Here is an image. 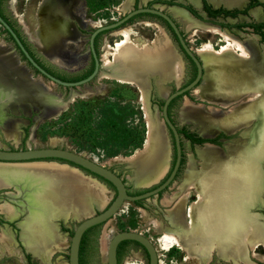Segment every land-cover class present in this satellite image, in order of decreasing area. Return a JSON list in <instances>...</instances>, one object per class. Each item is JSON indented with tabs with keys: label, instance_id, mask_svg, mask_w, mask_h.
I'll return each instance as SVG.
<instances>
[{
	"label": "bare ground",
	"instance_id": "6f19581e",
	"mask_svg": "<svg viewBox=\"0 0 264 264\" xmlns=\"http://www.w3.org/2000/svg\"><path fill=\"white\" fill-rule=\"evenodd\" d=\"M210 1L213 4L224 2L226 6L239 5V0ZM80 3V0H41L36 11V39L31 37L34 45L43 56L52 61V64L71 70H77L86 63V54H81L83 43L80 35L70 22L71 19L84 25V12L73 13ZM123 6V10H126L127 4ZM254 13L256 17L261 16L258 9ZM173 15L186 21L188 29L194 25L180 9H174ZM197 25L205 32L219 36L225 44L219 46V50H214L215 47L213 49L210 45L194 50L203 64L204 74L200 85L192 90V94L195 91L200 102L220 107L222 105L225 107L221 108H227L228 111L223 112L217 107H206L207 105L204 106L200 102H192L184 95L180 108L181 117L196 124L205 136L216 130L234 133L238 128L247 126L251 120L256 119L263 120L259 124L262 130L260 133L251 134L252 141L249 146L239 143L236 149L237 157H230L231 161L211 142L202 145L204 149L199 151L203 159L200 170H196L191 161L185 182L179 189L184 192L189 186L196 188L200 200L189 205L187 209L186 198L181 197L169 210L166 218L175 235L170 238V242L177 243L176 245L191 256L202 255L205 262H209L211 255L216 253L223 260L242 264L247 261V245H250L251 249L264 247V225L257 223L248 214L249 207L257 200L256 187L264 178V173L256 164L258 146L264 155V69L252 42L242 41L216 25ZM130 34V29L123 31L121 40L116 41L113 46L105 41V50L102 56L99 55V61L100 67L109 74L101 75L118 82L133 84L145 101L148 76L151 75L157 78L159 92L165 94V83L180 81L183 70L180 54L170 38L150 46L146 42L139 44L133 41ZM0 50L13 55L11 65L17 74L22 72L27 76L26 79L28 78L31 84V88L27 90L28 97L38 101L40 106H47L41 108V114L35 118V125L30 130L31 139H34L33 132L41 119L58 116L66 109L67 104L59 102L53 95V86L48 85L40 74L34 75L13 47L2 39ZM249 94L257 95L258 98L251 102L243 101ZM0 95L7 100H13L14 92L0 87ZM40 97H44L46 101L41 102ZM23 100L25 99L22 98L21 101ZM235 101L239 102L231 104ZM233 107L234 109L230 110ZM18 123L19 121L8 120L0 122L4 138L14 145L19 140ZM148 129V140L144 149L127 158L129 163L137 168V172L144 176L137 179L136 184L146 187L164 178L168 170L169 151L162 120L155 121L150 117ZM84 173L86 172L76 166L57 160L0 161V189L16 185L28 189L26 197L30 203L29 214L18 223L21 228V242L26 251L43 262H47L66 244L65 239L60 238L53 219H69L82 215V208H77L73 200H78L81 204L79 207L94 204L99 210L104 209L111 200H104L101 190L93 184L99 179ZM170 200L171 198L166 197L165 202L169 203ZM0 209L6 219H16L17 210L11 205L5 204ZM187 217L190 218V223L187 222ZM110 220L101 224L104 226L99 240L102 255H106V246L112 231L108 223ZM0 236L6 244H14L12 238L1 233ZM134 256L141 264H145L139 252Z\"/></svg>",
	"mask_w": 264,
	"mask_h": 264
},
{
	"label": "rangeland",
	"instance_id": "374dc122",
	"mask_svg": "<svg viewBox=\"0 0 264 264\" xmlns=\"http://www.w3.org/2000/svg\"><path fill=\"white\" fill-rule=\"evenodd\" d=\"M40 1L41 0H2L1 6L3 8L5 16L8 18V20L11 21L22 39L28 45L29 49L35 54V56L39 58V60L49 66L56 73L63 74L67 77L82 72L87 66L89 56L86 43L88 32L80 30L74 20L70 19V22L79 30L76 31L80 35V39L83 43L81 54H86V63L81 68L77 70H71L55 63L54 65L51 63L52 61L50 62L48 58L43 56L44 54H42L34 45L32 39H36V36H34L36 35L35 31L38 26L36 11ZM80 1V6L73 10L74 14L84 12V10H86V7H89V9H94L95 7H97V5L91 3L92 0ZM122 1L123 0H117V2L105 5L103 4L104 7H107L110 11H112L111 13L109 11V16L113 15L116 18L117 16H119L123 12L128 11L131 8V5H129L126 10H121V8L123 9L124 7H121ZM178 1L186 3L189 2V0ZM259 1L264 2V0ZM206 2L209 3V5L212 4L207 0ZM159 5L163 6V11H166L173 16L181 34L183 35V38L194 50L198 47L209 45L211 47L213 46V49L215 47L214 50H219V46L225 44L219 36L205 32L203 29L198 27L197 24L216 25L220 27V29L225 30L232 36H235L242 41L252 42L255 46L259 60L262 61L264 69V42L260 41V35L254 33L249 29L242 31L232 26L235 20H246L250 23L264 22V6H253L248 9L245 14L241 16L237 15L235 18L212 19L210 17L202 15L201 17L203 18V20L201 21L190 19V21L194 23V25L192 26V28L188 29L186 21H183L173 15L174 9H171L173 8V6H170L168 4ZM82 6L84 7V9ZM178 9L183 10L181 8ZM256 9L260 11L261 16L256 17L254 13ZM185 14L189 18L192 17L187 14V12H185ZM105 16L106 15L104 14L101 16H97V18L98 20L106 19ZM84 18H91L92 20L97 21V18L93 17L90 14L85 15L84 13ZM146 20V22H150L151 25H138L137 22L145 20H133L129 24H126L124 26H130L132 34H130L131 39H136L137 43H142L138 41L140 39L151 41L146 42V44L154 46L158 45L160 42H165L168 38H170L176 47V43L173 40L172 36L160 22L156 21L155 19ZM223 23L230 24V27L226 28L222 26L221 24ZM84 27L89 28L87 25H84ZM107 34H103L101 36V42L99 44L98 50L99 54H101L100 48L102 46V40L105 38V36H107ZM116 38L117 37L107 36L108 43L111 45ZM0 39L9 43L17 53L18 57L22 60L21 56L18 54V51L14 48L11 41L7 38V34L3 32V28L1 26ZM27 39H29V41ZM178 53L180 54L181 61L183 63V70L180 75V81L177 82L172 80L173 82L170 81L165 83L164 86L165 88H167V90L165 94H161L157 87V78L151 75L148 76L149 84L147 90L149 92L146 91V101L142 99L141 93L138 92V89L133 84L118 82L116 80L106 78L104 77V75H101V73H107V70L101 67L99 68L96 77L93 78L90 82L74 87L56 85L50 80L44 78L48 85L53 86V95L56 96V99L59 102L66 103L67 107L58 116L52 118L46 117L41 119V121L35 128V131L33 132V135L35 137L34 139H31L30 130L32 126L35 125V118H38L41 114L40 110L42 111V109L47 108V106H40L38 101L31 100L28 97L27 90L31 88V84L28 82V78L26 79L27 76L22 72H20L21 74H17L12 69L11 65L13 61V55L9 52L0 50V54H2L0 56V87L3 89L4 87L5 89L8 88L9 90H12L14 92L13 100H7L4 96L0 95V122L2 120H8V122L19 121L17 125V129L19 132L18 143L14 145V143L8 142L4 138L3 133L0 129V148L23 149L26 147H65L85 154L87 157L92 158L96 162L103 164L104 166L113 170L120 178H122L127 190L130 192L148 188V186H138V184H136V180L141 179L144 176L142 173L137 172V168L134 165L130 164V161L127 158H130L139 150L144 149V146L146 145L148 140V125L150 117L155 121H159V119L161 120L160 107L163 98L169 92L181 86L188 77V63L180 53V51H178ZM25 65L31 70L34 75L37 74L27 65L26 62ZM107 74H109V72ZM41 94L43 96V93ZM185 95L192 102H200L197 99L198 97L196 96L195 91L194 94L187 93ZM20 98H24L25 100H23L22 102ZM256 98H258L257 95L249 94L246 98L243 99V101L246 100L245 102H251ZM39 100L41 102L46 101L44 97H40ZM51 102L54 103L55 101ZM182 102L183 97L180 96L175 99L172 107L170 108L169 114L173 123L176 126H190L189 130H191L201 139H203L201 136H203L204 138L212 137L211 139L219 136V140H215L213 143H211L218 146L224 156L229 155V147H235L239 143H243V145H250L252 141L251 134L255 132L260 133L262 130V127L259 124L263 120L256 119L251 120L247 124V126L238 128V131L235 130L234 133H225L220 130H216L214 133H212L214 135L211 134L205 136L200 132V128L197 127L196 124L190 121H185V119L181 117L180 108ZM236 102L239 101H235L231 104H234ZM202 104L204 106L207 105L206 107H209V105L217 107L220 109V111L223 112L228 111L227 108H221L225 107L222 105L220 107L219 105L215 106L212 104H207V102H203ZM233 109L234 107L230 110ZM165 134L167 136V146L169 148L167 156L169 169L173 158L172 140L166 128ZM181 142L182 161L175 178L172 180L169 186L159 195H154L152 197L140 200L138 204L125 201L108 222L110 228H112L110 236L115 232L122 230L140 232L142 235L147 237L154 246L157 255V264H233L231 261L219 258L216 253H213L211 255V260L209 262H205V260L202 259V255L191 256L180 246L176 245L177 243L170 242V238L172 236L175 237V235L171 231L173 227L169 224L168 219L166 218L169 210L173 208L175 203H177L181 199V197L186 198V208L189 207V205H191L192 203L197 202V200H200L199 192L196 188H192V186H189L188 189L184 192H180L179 189L185 182L186 171L191 161L193 162V166L195 167V169L200 170L201 159L198 156V153L202 149V145L198 143L190 146L188 144V141L184 138H182ZM258 165L260 166L261 171L264 173V160L262 162H260L259 160ZM84 174L88 175L86 173ZM93 184H95V186H97V188L101 190L102 198L104 200L113 198V189L104 184V182L97 180L94 181ZM20 186L21 185H16L15 187H11L8 189H0V207L5 204H9L13 208H17L19 210V216H17L16 219L9 221L8 219H5L4 215L2 216L0 214V233L4 236L12 238L14 243L6 244L5 242H3V240H1L0 264H67V248L72 230L80 220L99 211V207L94 204H86L79 207L81 204L78 202V200H73L72 202L77 208H82V215L75 217L73 216L69 219H66L64 217L53 219L52 222L57 227V232L60 238L65 239L66 244H64V247L60 248L59 251L52 255L47 262H43L39 258H36L32 253L23 249L18 239L19 229L16 225L19 220H23V217L26 215L27 202L25 200V196L28 191L26 187ZM258 186H260V190L257 200L252 204V206L249 207L248 214L257 223L264 225V178L262 183H260V185ZM193 193L196 194V196H194ZM166 197L171 198L169 203L165 202ZM194 197L195 200L191 202ZM160 199H162V204L159 203ZM186 220L188 223H190L189 217H187ZM11 222L15 224V227ZM103 227L104 226L97 225L94 234L90 235V243L92 248L88 254L86 264H106V255H102L99 244ZM10 231L12 234L9 233ZM163 243H165V245ZM247 249V261L242 264H264V247L259 246L255 249H251V246L247 245ZM20 252L23 254V256ZM138 252L141 255L142 261L147 264V257L145 256L143 251L133 243H129L127 247L122 251L118 264H139L140 262L134 256Z\"/></svg>",
	"mask_w": 264,
	"mask_h": 264
},
{
	"label": "water",
	"instance_id": "95a60500",
	"mask_svg": "<svg viewBox=\"0 0 264 264\" xmlns=\"http://www.w3.org/2000/svg\"><path fill=\"white\" fill-rule=\"evenodd\" d=\"M162 9L163 8H161L160 6L154 4L149 7H137L134 10L128 11L118 21H114L96 27L90 36V52L93 58L92 70L85 77L74 81L61 80L51 75L43 67H41L26 50V48L22 44L21 39L17 36V34L14 32L11 26L0 16V26L4 30H6V32L9 34V36L12 38L13 42L19 49V51L22 53L24 57L23 61L28 63L30 67L36 70L37 74H40L43 78L50 80L56 85L74 87V86L84 85L90 82L93 78H95L96 75L98 74L101 63L99 61L100 60L99 56H97V54L95 53L92 47L93 36L97 32L102 30L108 29L109 32L115 30L114 28L116 25L128 19L131 15L135 13H147L153 16H158L159 18L164 20L171 28L180 48L190 58L195 68V74L189 82L169 92L162 100L160 107L161 120L164 124V127L166 128V130H169L172 137L173 147H174V160H173V165L169 170V172L168 173L166 172L167 174L163 176L164 178L159 180V182H157L153 186L146 188V191L144 192H141L139 194L127 193V188L125 186L124 181L113 170L109 169L103 164L96 162L94 159L87 157L85 154L76 152L72 149H68L65 147H54V146L37 147V148L26 147L23 149L0 148V161H5V162L32 161V160L62 161L71 164L73 166H76L83 172H86L96 178L100 177L101 179L109 182L112 185L114 196L110 200L109 204L104 209L99 210L96 213L80 220L72 230L67 248L68 250L67 264H78L79 242L83 232L87 228L93 225L103 224L106 220L110 219L119 210L120 206L125 201L134 202L137 200L146 199L150 196L157 195L158 192L163 191L165 188L169 186V184L174 179L177 170L179 168L180 159H181L180 137L177 132L176 125L170 120L167 114V105L170 102V100H172L178 95L184 96L185 93H192V90L195 87L199 86L202 81L204 68L200 58L194 52V49H192V47L188 44V42L183 38V35L181 34L178 25H176V21L174 20L173 16L168 12L163 11ZM190 18L201 21L194 17H190ZM175 49L178 50L177 47H175ZM201 137L204 138L203 136ZM204 143L206 142H202L201 145H203ZM123 240H132L137 242L144 249L147 255V264H157V255L154 246L152 245L150 240L144 235H142L140 232L131 231V230L118 231L110 236L106 246V264H117L116 247L118 243Z\"/></svg>",
	"mask_w": 264,
	"mask_h": 264
},
{
	"label": "flooded vegetation",
	"instance_id": "af4514ba",
	"mask_svg": "<svg viewBox=\"0 0 264 264\" xmlns=\"http://www.w3.org/2000/svg\"><path fill=\"white\" fill-rule=\"evenodd\" d=\"M206 1V0H205ZM208 2H210V3H212L210 0H207ZM243 0H239V4H241V2H242ZM252 0H244V3H243V5H240V6H237V5H232V6H230V7H226V5H224V2H219L218 3V5L217 6H212V5H209V3H207L209 6H210V8L212 9V10H214V11H212V12H207L205 9H204V5H203V2H202V0H197V2H198V5L197 6H195V5H193L192 4V2H191V0H189V4H191L193 7H194V9H195V14H197V15H199V16H202V15H205V16H207V17H210V18H212V19H226V18H235L237 15L238 16H241V15H243V14H245V12H247V10H245L244 12H237V13H235L234 15H229V14H225L224 13V11L223 10H234V9H237V10H242V8L244 7V6H246V4L248 3V2H251ZM259 1V0H258ZM81 2V1H80ZM84 2H86V1H84ZM113 2H117V0H92L91 1V3H94L95 5H97V7H95L94 9H89V7H86V10H84V13H85V15H92L93 17H96L97 18V16H101V15H106L105 17H106V19H101V20H98V18H97V21H94V20H92L91 18H88V19H85L84 18V20H85V22H84V25H87L89 28H85L84 27V25H81V27H80V25H79V23L77 22V21H75V23H76V25L79 27V29L80 30H83V31H87L88 33V36H87V40H86V43H87V48H88V54H89V56H88V62H87V66H86V68L83 70L84 72L87 70V69H89V67L91 66V69H90V71L92 70V67H93V58H92V55H91V52H90V36H91V34H92V32H93V30L96 28V27H98V26H100V25H104V24H108V23H111V22H114V21H118L119 19H121L128 11H130V10H134L135 8H137V7H149V6H151V5H157V6H160L161 8L163 7L162 5H159V4H168V5H170V6H173V8H171V9H178V8H181V9H183L185 12H187V14H189L190 16H192V17H194L192 14H191V12H189L187 9H185V5L187 4L186 2H179L178 0H123L122 1V4H121V7L124 5V4H127V8H128V6L129 5H131V8L128 10V11H126V12H123L122 14H120V13H117V14H120L119 16H117L116 18L113 16V15H110L109 16V8H107V7H104L103 6V4L105 5V4H109V3H113ZM213 4V3H212ZM83 7V6H82ZM126 8V9H127ZM83 9H84V7H83ZM250 9V8H249ZM121 10H123L122 8H121ZM182 10V11H183ZM112 11H110V13H111ZM189 18V17H188ZM146 19H148V20H150V19H155L156 21H158L159 22V19L158 18H156V17H154V16H152V15H150V14H147V13H135V14H133V15H131L128 19H126V20H124V21H122L121 23H119L118 25H116L115 26V30H113L114 32H112V34H110V32H109V30L108 29H106V30H102V31H99V32H97L94 36H93V38H92V47H93V49H94V51H95V53L97 54V56H99L100 54L98 53V50H99V44H100V42H101V36L103 35V34H107V36L108 37H117L114 41H113V43L111 44V45H115V42L116 41H119V40H121V38H122V32L123 31H126V30H131V28H130V26H126V27H124L126 24H129L131 21H133V20H145V21H140V22H137V24L139 25V24H145V26H149V25H151V23L150 22H146L147 20ZM190 19H192V18H190ZM193 20H195V19H193ZM101 22H102V24H101ZM237 23H243V26H234L235 28H237V29H239V30H242V31H244V30H247V29H249V30H251V28L250 27H248L247 25H245V24H247V23H250V22H248V21H246V20H235V22H233V25H235V24H237ZM159 24V23H158ZM73 25V24H72ZM176 25H177V23H176ZM74 27V29H75V31L76 30H78L77 29V27L76 26H73ZM121 27H124V28H121ZM79 31V30H78ZM252 31V30H251ZM77 32V31H76ZM78 33V32H77ZM114 35V36H113ZM107 36H105V38L102 40V46H101V48H100V52H101V56H102V53H103V51L105 50V41H108L107 40ZM133 40V39H132ZM142 40V41H141ZM133 41H136V39L135 40H133ZM138 41H140V42H151V41H146V40H144V39H140V40H138ZM139 44H141V43H139ZM37 59L39 60V58L37 57ZM39 61H41V60H39ZM188 67H187V72H188ZM47 71V70H46ZM89 71V72H90ZM48 72V71H47ZM88 72V73H89ZM48 73H50V72H48ZM52 73H54V74H58V73H56V72H53L52 71ZM88 73H86L83 77H85ZM51 74V73H50ZM54 74H51V75H53L54 76ZM194 74H195V72H194ZM56 77V76H55ZM83 77H79V78H77V79H75V80H78V79H80V78H83ZM188 78V77H187ZM72 81H74V80H72ZM190 81V80H189ZM188 81V82H189ZM187 82H184L181 86H183V85H185ZM170 118V120L172 121V119H171V117H169ZM173 122V121H172ZM189 127L190 126H183V125H180V126H176V128H177V132H178V134H179V137H180V145L182 146V138H184V139H186L187 141H188V144L191 146V145H194V144H201L202 142H200L199 140L201 139L199 136H197L196 134H194L191 130H189ZM219 135V134H218ZM220 138H219V136L218 137H216V138H214V141L215 140H219ZM172 143H173V141H172ZM181 157H182V150H181ZM181 160V159H180ZM180 166V165H179ZM179 169V168H178ZM178 171V170H177ZM177 174V173H176ZM176 176V175H175ZM175 178V177H174ZM105 184V183H104ZM21 187V186H20ZM166 189V188H165ZM164 189V190H165ZM144 191H146V189H143V190H139V191H134V192H130V191H128L127 190V193H129V194H139V193H141V192H144ZM162 192V191H161ZM161 192H158L157 193V195H159ZM193 195L194 196H196V194H194L193 193ZM150 197H152V196H150ZM162 199H163V196H162ZM162 199H160L159 200V203L160 204H162ZM25 200H26V202H27V211H26V215L23 217V219L29 214V209H30V203L28 202V200H27V197L25 196ZM143 200V199H142ZM195 200V197H194V199L191 201V202H193ZM139 201L140 200H137V201H134L133 203H135V204H138L139 203ZM190 202V203H191ZM165 206V205H164ZM16 210H17V216H19V210L16 208ZM166 212H167V209H166ZM2 216H3V214L2 213H0ZM6 219V218H5ZM9 221V220H8ZM22 221V220H21ZM20 220H19V222H21ZM18 222V223H19ZM10 223V222H9ZM12 223V225H14V227H15V224H13V222H11ZM18 223H17V227H18V229H19V232H18V239H19V241H20V244H21V247L23 248V249H25V247L23 246V243L21 242L22 240H21V237H20V235H21V228L18 226ZM8 228V227H7ZM12 228V227H11ZM10 234H12L11 233V231L9 232ZM0 242H1V236H0ZM121 242V241H120ZM119 244V243H118ZM117 248V247H116ZM26 250V249H25ZM21 253V252H20ZM21 255L23 256V254L21 253Z\"/></svg>",
	"mask_w": 264,
	"mask_h": 264
},
{
	"label": "trees",
	"instance_id": "16d2710c",
	"mask_svg": "<svg viewBox=\"0 0 264 264\" xmlns=\"http://www.w3.org/2000/svg\"><path fill=\"white\" fill-rule=\"evenodd\" d=\"M1 1L0 0V16L11 26V28L14 30V32L17 34V36L21 39L22 41V44L24 45V47L26 48V50L29 52V54L34 58V60L41 66L43 67L45 70H47L48 72H50L51 74H54L52 73L55 72L54 70H52L49 66H47L46 64H44L42 61H39L37 59V56H35V54L29 49L28 45L25 43V41L22 39V37L20 36L19 32L17 31V29L13 26V24L11 23L10 20H8V18L5 16L4 14V11H3V8L1 6ZM203 2V5H204V9L207 11V12H212L214 10H212L210 8V6L206 3L205 0H202ZM256 5H260V6H264V2H260L258 0H252L251 2H248L246 4V6H244L242 8V10H237V9H234V10H223L225 14H229V15H234L235 13L237 12H244L245 10L253 7V6H256ZM185 9H187L189 12H191V14L194 16V18L196 19H199V20H203V18L197 14H195V9L194 7L187 3L185 6ZM153 16V15H152ZM156 18L159 19V22L165 27V29L170 33V35L172 36L173 40L175 41L176 43V47L178 48V51H180V53L183 55V57L186 59L187 63H188V78L186 79L185 82H188L189 80H191L194 76V72H195V68H194V65L192 63V61L190 60V58L183 52V50L180 48L179 44L177 43V40L175 39V36L171 30V28L168 26V24L162 20L161 18H159L158 16H154ZM222 26L228 28L230 27V24H227V23H223L221 24ZM247 25L248 27L251 28V30L254 32V33H257L260 35V41L261 42H264V22H256V23H247L245 24ZM232 26H243V23H237L235 25L232 24ZM3 32H5L7 34V38L11 41V43L13 44L14 48L18 51V54L21 56L22 60H24V57L22 55V53L19 51V49L17 48V46L15 45V43L13 42L12 38L9 36V34L6 32V30L3 29ZM27 65L30 67V65L27 63ZM34 72H36V70H34L32 67H30ZM91 69V66L89 67V69H87L85 72L82 71L78 74H75L73 76H65L63 74H54V76H56L57 78L61 79V80H65V81H72V80H75L79 77H83L86 73H88ZM187 94V93H185ZM181 95H178L176 96L175 98H173L172 100H170V102L168 103L167 105V114L168 116L170 117V108L172 107L173 105V102L175 101L176 98L180 97ZM170 137H171V134L169 132V130H167ZM171 140H172V137H171ZM200 142H214V139H209V138H203V139H200L199 140ZM172 151H173V158H172V161H171V164L169 166V169L167 171V173L169 172V170L171 169L172 165H173V160H174V147H173V143H172ZM181 161L180 160V164H181ZM166 173V174H167ZM100 181L104 182L108 187H110L111 189H113L112 185L101 179L100 177H97ZM97 227V225H93L89 228H87L81 238H80V242H79V248H78V264H86V261H87V257H88V254L92 248L91 246V239H90V235L91 234H94V231H95V228ZM129 243H133L135 245H137L142 251L143 253L145 254V256L147 257L144 249L135 241H132V240H123L121 242H119V244L117 245V248H116V258H117V264L119 262V259H120V255L122 254V251L127 247V245Z\"/></svg>",
	"mask_w": 264,
	"mask_h": 264
},
{
	"label": "crops",
	"instance_id": "0c3cea01",
	"mask_svg": "<svg viewBox=\"0 0 264 264\" xmlns=\"http://www.w3.org/2000/svg\"><path fill=\"white\" fill-rule=\"evenodd\" d=\"M192 2V4L193 5H195V6H197L198 5V2H197V0H194V1H191ZM219 3V2H218ZM218 3L217 4H211L212 6H217L218 5ZM243 3H244V0L241 2V4H239V5H237V6H240V5H243ZM226 7H230V6H226ZM238 146V145H237ZM237 146H235V147H229L228 148V150H229V155L228 156H225V157H227L228 159H230V161L232 160V159H234L235 157H237V152H236V149H237ZM244 146H249V145H247V144H245ZM204 148H202L200 151H202ZM220 149V148H219ZM257 157H256V164L258 165V161L260 160V162H262L263 160H264V155H263V153L260 151L261 150V148L258 146L257 148ZM222 152V151H221ZM223 154V153H222ZM198 156L200 157V159H201V163H202V158H201V156H200V153H198ZM232 159H231V158ZM260 171H261V168H260ZM259 190H260V186H258L257 185V190H256V194H257V197H258V194H259Z\"/></svg>",
	"mask_w": 264,
	"mask_h": 264
}]
</instances>
